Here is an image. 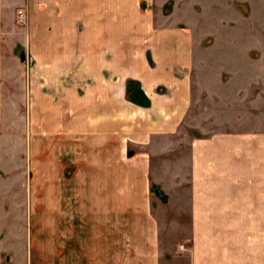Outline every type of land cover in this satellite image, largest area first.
<instances>
[{"label":"crops","instance_id":"0c3cea01","mask_svg":"<svg viewBox=\"0 0 264 264\" xmlns=\"http://www.w3.org/2000/svg\"><path fill=\"white\" fill-rule=\"evenodd\" d=\"M165 1L0 0V105L22 50L43 180L5 209L0 177V264H264V89L248 122L240 92L201 86L190 0Z\"/></svg>","mask_w":264,"mask_h":264},{"label":"rangeland","instance_id":"374dc122","mask_svg":"<svg viewBox=\"0 0 264 264\" xmlns=\"http://www.w3.org/2000/svg\"><path fill=\"white\" fill-rule=\"evenodd\" d=\"M190 5V13H184L190 14L188 22L196 46L193 76L197 80L201 78V86L210 88L208 91L226 98L240 92L244 97V118L250 122L251 98L264 89V0H190ZM170 7L171 0H166L163 12L168 13ZM19 12L23 14L17 11V15ZM23 19L24 14L22 20L17 17L20 23ZM20 54L23 60H19ZM10 56L12 61L2 67L5 77L0 105V155L4 158L0 163V177L5 188V209L12 201L27 202L28 186H33L34 181L42 186L43 182L39 178L33 180V172L27 167V115L23 100L24 77L29 74L26 53L15 50ZM221 80L222 83L218 82ZM127 81L137 84L132 79ZM222 102L224 100L219 103L221 107ZM213 112L217 117L224 115L220 109H213ZM18 133L20 137L15 139ZM16 161L20 163L18 169L14 167ZM13 174L17 175L14 183L7 179ZM12 186L19 187L20 193L7 194V188ZM34 197L35 202L43 201L42 196ZM0 248L10 252L11 246L4 241Z\"/></svg>","mask_w":264,"mask_h":264},{"label":"trees","instance_id":"16d2710c","mask_svg":"<svg viewBox=\"0 0 264 264\" xmlns=\"http://www.w3.org/2000/svg\"><path fill=\"white\" fill-rule=\"evenodd\" d=\"M125 95L129 100L135 103H138V104L145 103V97L143 96L142 92L139 90L138 85L135 82H132V81L126 82ZM151 189H153L156 192L157 188L154 185H151Z\"/></svg>","mask_w":264,"mask_h":264},{"label":"built area","instance_id":"2783aa9c","mask_svg":"<svg viewBox=\"0 0 264 264\" xmlns=\"http://www.w3.org/2000/svg\"><path fill=\"white\" fill-rule=\"evenodd\" d=\"M22 18H23V14H21V13L19 12L18 19H19V20H22Z\"/></svg>","mask_w":264,"mask_h":264},{"label":"water","instance_id":"95a60500","mask_svg":"<svg viewBox=\"0 0 264 264\" xmlns=\"http://www.w3.org/2000/svg\"><path fill=\"white\" fill-rule=\"evenodd\" d=\"M19 60H23V55L22 54L19 55Z\"/></svg>","mask_w":264,"mask_h":264}]
</instances>
